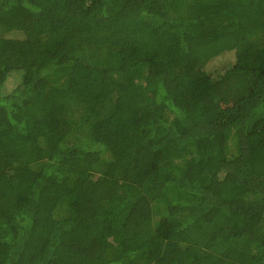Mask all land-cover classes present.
<instances>
[{
	"label": "trees",
	"instance_id": "obj_1",
	"mask_svg": "<svg viewBox=\"0 0 264 264\" xmlns=\"http://www.w3.org/2000/svg\"><path fill=\"white\" fill-rule=\"evenodd\" d=\"M0 264H264V0H0Z\"/></svg>",
	"mask_w": 264,
	"mask_h": 264
},
{
	"label": "rangeland",
	"instance_id": "obj_2",
	"mask_svg": "<svg viewBox=\"0 0 264 264\" xmlns=\"http://www.w3.org/2000/svg\"><path fill=\"white\" fill-rule=\"evenodd\" d=\"M232 60V55L224 54L223 56L219 57L218 60H215L211 64V66L213 68L214 66L222 65L224 68V62H231ZM13 84L14 80L12 78H9L6 86L7 88H11ZM249 91L250 89L246 81H236L232 79L230 81H222L218 85V93L221 97V102L223 105L233 104V102L237 101L238 99L247 96Z\"/></svg>",
	"mask_w": 264,
	"mask_h": 264
}]
</instances>
